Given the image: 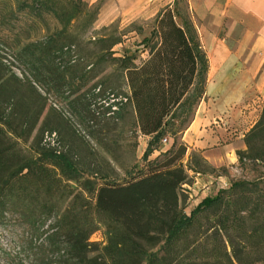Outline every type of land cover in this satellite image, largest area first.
Returning <instances> with one entry per match:
<instances>
[{
    "label": "trees",
    "instance_id": "16d2710c",
    "mask_svg": "<svg viewBox=\"0 0 264 264\" xmlns=\"http://www.w3.org/2000/svg\"><path fill=\"white\" fill-rule=\"evenodd\" d=\"M10 1L14 5L12 13L26 12L43 23L44 17H48L55 23L52 32L44 24L47 30L42 38L15 44L27 57L35 83L40 82L45 70L66 69L63 58L74 62L73 46L67 44L69 29L80 18L83 28H90L102 3ZM176 3L155 15L149 37L139 44L147 48V58L139 64H135V54L113 57L115 52L111 49L122 42L127 32L119 31L117 25L102 28V32L109 33L95 39L101 49L89 69L94 70L106 57L112 67L110 75L93 87L95 97L100 98L107 83L111 95L105 102L106 112L99 117L100 132L108 134L101 148L117 163L113 147H124L134 156L137 138L145 137V165L139 170L132 166L127 173L129 179L122 184H98V179L108 176L103 167L90 164L80 171L72 165L68 154L59 155L55 166L67 181L80 183V192L67 194L65 200L70 201L58 214L49 200H40L41 190L31 186L29 173L17 178L34 157L22 154L9 137H23L12 126L14 119L28 134L34 130L39 112L33 120L28 113L31 98L39 93L31 83L24 84L14 75L0 76V211L12 206L25 212L29 204H34L43 209L46 219L54 218L48 237L63 264H142L145 258L147 264L264 261V172H259L264 169V106L259 119L244 136L246 149L236 153L240 166L248 164L259 175L250 181L233 182L228 189L204 198L188 217L183 214V186L188 184L189 172L204 174L208 167L200 151L188 154L182 136L205 99L209 62L195 23L187 9L182 11ZM175 16H179L180 23ZM129 26L142 30L134 23ZM121 81L128 90L125 94L119 93ZM55 82L64 85V77H57ZM24 87L26 93L22 92ZM52 134L41 129L39 140L32 147L40 154L41 142ZM122 136L124 142L118 144ZM167 141L169 148L149 160ZM59 176L49 183L64 197L67 187ZM91 211L108 225L105 244L100 248L89 242L95 230ZM159 245V254L153 253Z\"/></svg>",
    "mask_w": 264,
    "mask_h": 264
},
{
    "label": "rangeland",
    "instance_id": "374dc122",
    "mask_svg": "<svg viewBox=\"0 0 264 264\" xmlns=\"http://www.w3.org/2000/svg\"><path fill=\"white\" fill-rule=\"evenodd\" d=\"M82 1L90 5H95L99 1L102 3L90 28L84 29L83 18H80L69 29L67 44L73 46L74 62L67 57L63 58L66 69L45 70L39 78L40 82L35 83L30 75L27 57L15 44L17 41L23 44L26 39L42 38L47 30L44 24H47L52 32L55 23L48 17H44L43 23L26 12L12 13L13 3L10 0H0V76L14 75L24 84L31 83L39 93L31 98V110L28 113L29 119L33 120L39 112L34 130L28 134L20 127L19 120L14 119L12 122V126L17 128V132L23 137L13 138L10 135L9 137L22 154L34 157L32 163L20 170L17 178L29 173L27 178L31 186L39 187L41 190L40 200H49L50 206L55 208L57 214L63 211L70 201V199L65 200L67 194L74 195L80 192V183L67 181L55 166V158L59 155L68 154L72 159V165L80 171L87 169L90 164L103 167L108 176L105 180L98 179V184L104 182L122 184L129 179L127 173L132 166L139 170L145 165L142 161L147 142L145 137L137 138L134 156L124 147H113V156L117 159V163L111 161V156L106 155L101 148V142L105 143L108 134L105 131L100 132L99 117L106 112L105 102H108L107 98H111V95H109L107 83L102 87L105 93L100 98L95 97L93 87L110 75L112 67L108 61L109 57H106L94 70L89 69L88 66L95 64L100 54L101 46L96 44L95 39L98 35L109 33L102 32V28L117 25L119 31H127L122 37V42L111 49L115 52L113 57L135 54V64H139L147 58V48L139 44L143 38L149 37L154 17L159 10L177 2V6L182 11L187 9L192 19L186 0ZM175 19L180 23L179 16H175ZM131 23L141 26L142 30L136 31L129 26ZM198 27L201 32V26L198 25ZM61 76L64 77V85L55 82L57 77L61 78ZM120 86L119 93H127L128 90L122 81ZM26 89L27 87H24L22 92L26 93ZM262 108L258 118L250 120L246 128L259 119ZM256 114L258 113L254 112L252 116ZM41 129L47 132L52 131L53 134L45 137V140L41 142L42 145L39 148H43L40 150L43 151L39 154L32 147V143L39 140ZM23 132H26L25 135ZM123 138L122 136L118 140V144L124 142ZM169 146V141L162 144L159 150L149 157V160H153ZM192 151L198 150L190 149L188 154ZM206 170L204 174L189 172L188 184L183 186L186 200L182 204V211L187 217L204 198L215 196L221 189H228L233 182L250 181L259 175L248 164L240 166L238 158L233 165L219 167L208 165ZM259 172H264V169L261 168ZM57 175H60L59 177L63 179L67 187L64 197L49 183V180L55 179ZM50 185L51 188H49ZM86 196L93 205L90 196L87 194ZM27 207L25 212L21 207L12 206H7L4 212L0 211V264H63L59 261L58 254L51 246L52 242L48 237L51 233L48 227L54 223V218L46 219L43 209L38 205L29 204ZM90 215L93 218L95 230L90 235L89 242L98 244L99 248L103 247L108 225L94 211H91ZM161 246L154 249L153 253L159 254ZM147 261L148 259L145 258L142 264H147ZM256 264H264V261Z\"/></svg>",
    "mask_w": 264,
    "mask_h": 264
},
{
    "label": "crops",
    "instance_id": "0c3cea01",
    "mask_svg": "<svg viewBox=\"0 0 264 264\" xmlns=\"http://www.w3.org/2000/svg\"><path fill=\"white\" fill-rule=\"evenodd\" d=\"M186 1L209 68L205 99L182 140L212 167L233 165L264 106V0Z\"/></svg>",
    "mask_w": 264,
    "mask_h": 264
}]
</instances>
